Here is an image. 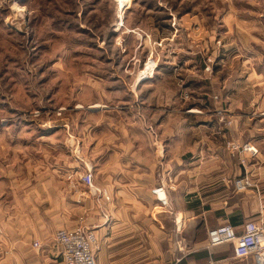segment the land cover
I'll return each instance as SVG.
<instances>
[{"label":"crops","instance_id":"obj_1","mask_svg":"<svg viewBox=\"0 0 264 264\" xmlns=\"http://www.w3.org/2000/svg\"><path fill=\"white\" fill-rule=\"evenodd\" d=\"M152 77L137 86L124 111L89 102L84 110L72 109L74 117L54 121L52 134L37 138L47 149L14 151L4 124L0 264H62L55 234L82 216L97 236L98 264H254L237 257L232 243L208 248V230L230 223L242 233L250 220L264 224V134L253 131L264 122L216 113L190 120L174 77L172 86L157 84L159 72ZM211 93H201L199 106L219 105ZM78 167L92 171L97 194L70 183L67 176ZM241 178L249 184L238 190ZM162 184L169 202L163 209L153 193ZM176 222L186 224L184 237L192 245L182 260H176Z\"/></svg>","mask_w":264,"mask_h":264},{"label":"rangeland","instance_id":"obj_2","mask_svg":"<svg viewBox=\"0 0 264 264\" xmlns=\"http://www.w3.org/2000/svg\"><path fill=\"white\" fill-rule=\"evenodd\" d=\"M156 72L157 84L172 86L174 77L190 120L216 113L261 124L264 0H0V131L7 123L14 151L47 149L38 136L76 106L124 111ZM210 92L219 105L199 106ZM127 110L148 121L138 107ZM253 131L261 136L264 127ZM86 170L67 178L78 182ZM185 226H172L176 260L192 246Z\"/></svg>","mask_w":264,"mask_h":264},{"label":"built area","instance_id":"obj_3","mask_svg":"<svg viewBox=\"0 0 264 264\" xmlns=\"http://www.w3.org/2000/svg\"><path fill=\"white\" fill-rule=\"evenodd\" d=\"M78 179L74 185L82 183L87 187L88 192L97 194L98 190L93 183V173L90 169L82 172ZM248 184L249 181L246 178L238 179L235 182L238 190L244 189ZM153 193L161 205L168 206V197L163 184L154 188ZM107 198L109 197L107 196ZM82 219L83 217H80L77 226L61 228L55 234L54 241L59 249L62 264H98L96 234L91 228L82 225ZM224 243L234 245L237 257H249L252 258L254 264H264V224L250 220L245 224L242 233H237L230 223L219 224L208 231L209 247ZM33 245L42 246L39 241H35Z\"/></svg>","mask_w":264,"mask_h":264}]
</instances>
